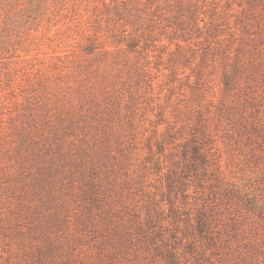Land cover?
Here are the masks:
<instances>
[{
  "label": "rangeland",
  "instance_id": "374dc122",
  "mask_svg": "<svg viewBox=\"0 0 264 264\" xmlns=\"http://www.w3.org/2000/svg\"><path fill=\"white\" fill-rule=\"evenodd\" d=\"M0 264H264V0H0Z\"/></svg>",
  "mask_w": 264,
  "mask_h": 264
},
{
  "label": "trees",
  "instance_id": "16d2710c",
  "mask_svg": "<svg viewBox=\"0 0 264 264\" xmlns=\"http://www.w3.org/2000/svg\"><path fill=\"white\" fill-rule=\"evenodd\" d=\"M194 161L196 162H206V159L203 157V155H201L197 150L195 151V156H194Z\"/></svg>",
  "mask_w": 264,
  "mask_h": 264
}]
</instances>
